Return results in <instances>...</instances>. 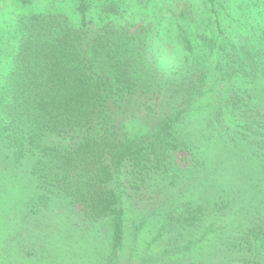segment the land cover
I'll return each instance as SVG.
<instances>
[{
  "label": "trees",
  "instance_id": "trees-1",
  "mask_svg": "<svg viewBox=\"0 0 264 264\" xmlns=\"http://www.w3.org/2000/svg\"><path fill=\"white\" fill-rule=\"evenodd\" d=\"M257 2L0 5V191L67 198L115 253L264 264Z\"/></svg>",
  "mask_w": 264,
  "mask_h": 264
},
{
  "label": "rangeland",
  "instance_id": "rangeland-1",
  "mask_svg": "<svg viewBox=\"0 0 264 264\" xmlns=\"http://www.w3.org/2000/svg\"><path fill=\"white\" fill-rule=\"evenodd\" d=\"M48 1L4 0L0 5L3 12L12 14L20 9H43ZM257 1L255 14L259 18L264 0ZM46 196L27 187L0 191V264H167L162 256L150 257L146 242L131 235L125 234L123 247L115 253L111 241L98 233L105 226L84 223L67 198ZM77 222L79 229L73 225ZM181 258L179 264L191 263L190 257ZM228 261L220 264H240Z\"/></svg>",
  "mask_w": 264,
  "mask_h": 264
}]
</instances>
